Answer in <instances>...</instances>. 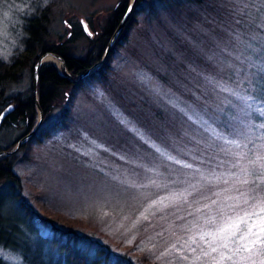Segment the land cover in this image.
Returning <instances> with one entry per match:
<instances>
[{"label": "rangeland", "instance_id": "1", "mask_svg": "<svg viewBox=\"0 0 264 264\" xmlns=\"http://www.w3.org/2000/svg\"><path fill=\"white\" fill-rule=\"evenodd\" d=\"M120 1L0 0V59L8 63L22 48L26 21L46 6H51L50 42L71 40L73 55L84 57L89 38L99 33ZM141 1H157L156 7L139 15L141 25L127 32L128 41L110 56L111 80L90 82L79 93L69 91V125L33 145L29 154L17 151L21 162L14 170L22 194L51 225L89 237L132 264H233L239 259H229L235 246L225 249L209 233L221 222V209L225 218L241 216L249 224L264 217V192L251 195V179L245 178L264 166V99L246 85L255 77L252 73L264 75V52L257 57L255 52L244 54L242 45L248 44L239 36L229 39L230 32L222 39L209 38L214 29L208 25L217 23L204 16L184 14L183 21L160 0H137L135 6ZM241 5L264 12V0H226L222 10L235 12ZM258 23L264 29V13ZM192 52L197 55L190 57ZM46 63L64 71L59 60ZM32 79L27 71L23 85ZM148 107L162 110L173 121L186 117L188 128L195 129L197 134L183 133L185 126L179 122L180 155L163 142V135L170 136L168 126L147 114ZM208 107L227 110L235 133L227 140L241 147L219 138L222 132L207 117ZM18 134L0 133V147ZM214 138L224 147L220 155L229 160L201 166L186 159L201 142L220 145ZM235 176L248 180L245 190ZM12 208L11 203L7 210ZM49 235L48 229L42 230L41 236ZM0 256L9 264H28L24 254L13 249L0 247Z\"/></svg>", "mask_w": 264, "mask_h": 264}, {"label": "trees", "instance_id": "2", "mask_svg": "<svg viewBox=\"0 0 264 264\" xmlns=\"http://www.w3.org/2000/svg\"><path fill=\"white\" fill-rule=\"evenodd\" d=\"M209 1L160 0L158 3L175 19L184 21L182 17L187 14L189 17L204 16L208 19L207 21L217 23L216 27L208 25L209 28L214 29L213 35L209 38H217L220 35L222 39L224 35L230 32L229 39L232 36H239L240 42L248 44V47L242 45L244 54L251 55L252 52H255L257 57L264 52V29L258 23L261 13L264 12L259 10L250 11L246 7H242V5L235 12L233 9L223 12L222 5L226 0H217L218 4H213ZM144 3L141 1L135 6L123 33L113 44L104 64L93 74L84 77L79 82L71 81L68 76L70 75L72 79H79L101 61L116 29L129 9L130 0L120 1L109 14L99 33L89 38L90 47L86 49L85 56L80 58L73 55L71 40L61 44L50 42L51 6L36 9V14L30 16L26 21V37L22 48L15 52L8 63L0 59V113L10 104L16 107L14 112L3 123L0 133H2L3 137H7L19 132L17 138L7 147H0V152L13 150L18 142L35 128L39 118L33 84L23 85L25 73L29 71L33 76L37 62L49 53L62 57L69 73L68 75L65 71H62V73L58 72L52 63H46L41 66L38 98L44 113V119L39 130L24 142L20 148L22 152L28 153L32 150L33 145L43 144L57 134L58 131L65 129L69 125L67 124L68 121L73 119L72 107L69 108V103H67L69 102V91L79 93L90 82L97 81L106 84L111 80L110 56L117 47L128 41L126 33L141 25L139 15L152 12L156 7L157 1ZM84 32L86 33L85 29ZM193 54L197 55V52L189 53V56L191 57ZM252 74L255 76L252 81H259L260 77L264 76L262 73ZM246 85L249 90L250 84ZM253 93L256 97L264 99V85L255 87ZM204 95L206 96V93ZM63 99L65 104L61 103ZM204 101L205 99H203V103ZM208 108L210 116L206 115L213 123L214 121L216 122L214 123L215 126L222 133L231 132V118L226 119L227 110L223 111L220 108V110L214 111V109ZM146 112L153 115L154 119L157 118L158 122L162 121L163 123H159L160 125L168 126L170 136L166 137L163 135V142L167 143L175 153L180 155L179 145L182 140L181 124L179 122L181 121L185 126L182 129V132L185 131L183 133H190L189 131L196 133L194 128H188V119L184 117L173 121L162 110L157 109V111H154L149 107L146 108ZM231 112L233 113L232 110ZM189 125L195 127L194 123ZM203 137L205 139L209 138L206 133L203 134ZM172 140L175 141L173 142ZM218 144L220 143L218 142ZM194 148L196 153L193 154V157L186 159L197 165L207 166L216 159L221 162L229 160L227 156L220 155L219 148H224L221 144L217 146L213 144L208 147L201 142L198 146L194 145ZM211 148L217 150L219 154L214 153ZM168 151L170 152V150ZM19 155L17 152L0 160V247L22 252L24 258H27L28 264H132L125 258L114 256L108 248L101 246L93 239L79 237L73 232L61 230L57 226L51 225L49 220L42 218L28 204L22 194L21 179L14 170L15 166L21 162ZM29 157L31 156L26 155V159ZM223 168L224 164L222 170ZM245 176L246 179H251L248 185L251 195L264 192V166L257 167L256 170L250 171ZM235 180L237 183H242L244 185L243 189H246L248 180L243 181V178L236 176ZM11 203L14 207L12 208L13 212L7 210ZM43 229H48L50 235L41 236ZM32 237L36 238L35 242L31 240ZM37 243L38 245L35 246ZM0 264H5V261L0 259Z\"/></svg>", "mask_w": 264, "mask_h": 264}, {"label": "snow or ice", "instance_id": "3", "mask_svg": "<svg viewBox=\"0 0 264 264\" xmlns=\"http://www.w3.org/2000/svg\"><path fill=\"white\" fill-rule=\"evenodd\" d=\"M260 71L264 72V69H260ZM260 85H264V76H261L259 81H250L249 90L254 91L255 87ZM228 136L234 137L235 133H222L219 138L227 143L234 144L235 147H241L240 144L235 143V140L228 141ZM220 212L219 219L221 222L215 224V232L209 233V235L212 236L213 240L218 239L220 246L225 249H228L230 244L235 246L234 251L230 249L229 259L232 260L233 256H237L239 259L234 260L233 264H241V261L257 264V259H259V264H264V217H258V223L256 224H249L244 217L231 216L225 218L226 214L223 213V209ZM212 251L215 252L216 248L213 247ZM242 252L248 255L241 256ZM0 259H3V257L0 256ZM5 264H8V262L5 261Z\"/></svg>", "mask_w": 264, "mask_h": 264}, {"label": "water", "instance_id": "4", "mask_svg": "<svg viewBox=\"0 0 264 264\" xmlns=\"http://www.w3.org/2000/svg\"><path fill=\"white\" fill-rule=\"evenodd\" d=\"M136 1L137 0H133L131 2L130 7L128 9V12L126 13V16L124 17V19L121 22V24L119 25V27L116 29L115 34H114L111 42L109 43L108 48L105 51L101 62L98 63L95 67H93L90 70H88L79 79H72L71 78V76L69 75V73H68V71L66 69L64 59L62 57L56 55V54H52V53L46 54L37 62L36 66L34 68V72H33L32 84H33V91H34V96H35V103H36V107H37L38 112H39L38 123L35 126V128L26 137H24L23 139H21L18 142V144L15 146V148L13 150L8 151V152H0V160L2 158H4V157L10 156L12 154H15L21 148L22 144L24 142H26L29 138H31L37 132V130L40 128V126L43 123L44 113H43V110H42V108L40 106V102H39V98H38V82H39V71H40V68L48 60L47 58L55 57L57 60H59L61 62L63 70L69 75L68 79H70L71 81L79 82L84 77H87V76L91 75L106 60V58H107V56H108V54L110 52V49L112 48L114 42L120 36V34L123 32L124 27H125L127 21L129 20L132 12H133V9H134V6L136 4ZM84 29H85L86 32H88V28L86 27L85 23H84ZM15 108H16L15 105L10 104L0 113V130H1L5 120L14 112Z\"/></svg>", "mask_w": 264, "mask_h": 264}, {"label": "bare ground", "instance_id": "5", "mask_svg": "<svg viewBox=\"0 0 264 264\" xmlns=\"http://www.w3.org/2000/svg\"><path fill=\"white\" fill-rule=\"evenodd\" d=\"M129 7H130V6H129ZM127 12H128V11H127ZM132 13H133V12H132ZM125 16H126V14H125ZM125 16H124V17H125ZM131 16H132V14H131ZM131 16H130V18H131ZM124 17H123V19H124ZM130 18H129V19H130ZM122 21H123V20H122ZM122 21H121V22H122ZM128 21H129V20H128ZM128 21H127V23H128ZM127 23H126V24H127ZM120 24H121V23H120ZM125 26H126V25H125ZM118 27H119V26H118ZM124 29H125V27H124ZM123 31H124V30H123ZM122 33H123V32H122ZM122 33H121V34H122ZM47 59H48V60H53L54 62H56V63H57V60H56V59H54V58H52V57H50V58H47ZM44 64H45V63H44ZM63 75H64V74H63ZM40 127H41V126H40ZM38 130H39V129H38ZM38 130H37V131H38Z\"/></svg>", "mask_w": 264, "mask_h": 264}]
</instances>
